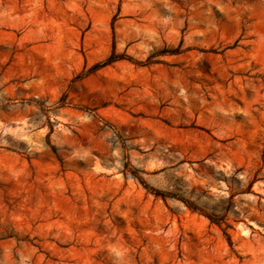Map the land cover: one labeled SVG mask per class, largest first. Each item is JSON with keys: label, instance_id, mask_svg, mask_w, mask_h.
Returning a JSON list of instances; mask_svg holds the SVG:
<instances>
[{"label": "rangeland", "instance_id": "1", "mask_svg": "<svg viewBox=\"0 0 264 264\" xmlns=\"http://www.w3.org/2000/svg\"><path fill=\"white\" fill-rule=\"evenodd\" d=\"M0 264H264V0H0Z\"/></svg>", "mask_w": 264, "mask_h": 264}, {"label": "trees", "instance_id": "2", "mask_svg": "<svg viewBox=\"0 0 264 264\" xmlns=\"http://www.w3.org/2000/svg\"><path fill=\"white\" fill-rule=\"evenodd\" d=\"M123 60L132 62V60H131V58H129V56H127V55H116L113 52L111 54V56L105 62L95 65L91 69V71L99 70L103 67L112 65L113 63H116L118 61H123ZM132 175L144 186V188L149 193L153 194L154 196L160 197L162 199H167V198L176 199V200L180 201L181 203H183L187 207V209H189L190 211L197 212L200 215H203L205 218H207L209 220V222L211 224H214V225L218 226L219 228H221L223 235L226 237L229 245L232 246V238H231V234L229 232L230 230H234V226L230 223V219H229L231 208L233 207L232 196L229 198L230 205L228 208H226L225 210L220 212V214L211 213V212L207 211L205 208L198 206L195 202L184 198L183 196H180L178 194H174L172 192H164V191H161V190H158V189H155V188L149 186L148 184H146L145 181H143L138 176L137 172H135V171L132 172ZM252 184L250 185V187L252 186ZM233 222L238 223V222H243V221L239 220L238 218H235V220H233Z\"/></svg>", "mask_w": 264, "mask_h": 264}]
</instances>
